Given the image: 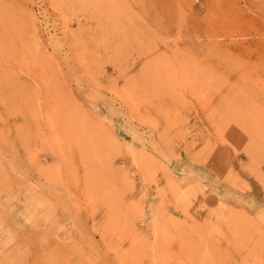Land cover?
<instances>
[{
	"label": "rangeland",
	"instance_id": "1",
	"mask_svg": "<svg viewBox=\"0 0 264 264\" xmlns=\"http://www.w3.org/2000/svg\"><path fill=\"white\" fill-rule=\"evenodd\" d=\"M0 264H264V0H0Z\"/></svg>",
	"mask_w": 264,
	"mask_h": 264
}]
</instances>
